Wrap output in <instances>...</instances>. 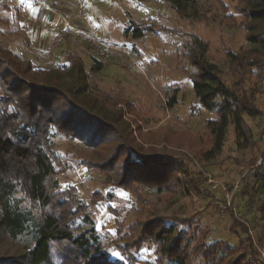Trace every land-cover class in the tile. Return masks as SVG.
Listing matches in <instances>:
<instances>
[{"label": "rangeland", "instance_id": "374dc122", "mask_svg": "<svg viewBox=\"0 0 264 264\" xmlns=\"http://www.w3.org/2000/svg\"><path fill=\"white\" fill-rule=\"evenodd\" d=\"M198 2L196 16L186 18L167 0H0V46L35 66L58 69L63 86L73 84L74 76L61 65L78 58L89 72L87 92L108 115L123 120L114 134L96 139L52 133L57 199L78 197L97 223L107 254L127 264H176L177 256L185 264H243L237 259L250 245L241 239L244 231L255 264H264V42L247 40V1ZM131 21L152 32L138 40L124 37ZM254 31L264 39V22ZM93 32L100 43L87 40ZM195 36L209 44L208 59L227 86L258 111L245 116L249 140L231 124L222 151L210 161L205 154L213 141L205 124L218 116L194 93L195 68L185 46ZM230 54L240 62L233 63ZM93 56L104 61V69L90 74ZM1 81L0 96L6 83ZM175 88L178 103L169 109ZM130 147L142 156L174 160L185 174L175 172L158 184L142 172L131 175ZM167 223L183 229L166 238L178 244L171 257L162 249L165 237L155 236ZM75 225L86 229L82 219ZM222 241L233 247H221ZM23 246L0 242V264L23 254Z\"/></svg>", "mask_w": 264, "mask_h": 264}, {"label": "trees", "instance_id": "16d2710c", "mask_svg": "<svg viewBox=\"0 0 264 264\" xmlns=\"http://www.w3.org/2000/svg\"><path fill=\"white\" fill-rule=\"evenodd\" d=\"M167 1L186 18L197 14L198 0ZM245 1L251 22L247 27V40L251 45H258L264 39L254 27L264 22V0ZM149 32H152L150 27H141L131 21L123 35H132L138 40ZM100 49L99 55L102 54ZM209 49V44L197 36L185 46V58L195 68L190 75L195 96L204 109L216 111L218 116L205 124L213 141L212 148L205 154L210 161L222 151L231 124L240 138L249 140L245 116L256 117L258 111L248 97L238 95L227 86L218 66L208 59ZM229 57L235 64L240 62L234 54ZM61 66L68 75L74 76L73 84L63 86L58 69L35 66L31 60L22 59L0 46V79L6 82L3 83L4 94L0 96V242H24L23 254L6 264H127L122 261V256L115 258L107 254L97 223L78 197L67 193L66 197L57 199L60 189L55 179L58 156L53 130L58 134L96 139L105 133L114 134L117 131L115 124L123 122L114 114L108 115V111L87 92L89 72L82 61L73 57L68 59V64ZM103 69L104 61L93 56L90 74ZM178 94L179 89H173L167 102L169 109L178 103ZM128 149L132 156L130 161L135 160L131 175L147 174L148 182L158 184L175 172H184L182 166L171 163H175L174 160L169 162L170 159L165 157L142 156L131 147ZM153 164L164 166L162 170L159 167L154 169ZM186 188L189 190L188 184ZM81 219L86 229L75 225ZM237 225L234 227L238 228ZM155 230L157 238L165 237L162 249L171 257L178 244L168 243L166 238L173 237L177 231L183 233V229L167 223ZM240 236L245 237L241 238L242 241L250 245L237 260H243V264H255L250 237L245 231ZM227 243L222 241L220 246L233 247ZM172 261L185 264L179 256Z\"/></svg>", "mask_w": 264, "mask_h": 264}, {"label": "built area", "instance_id": "2783aa9c", "mask_svg": "<svg viewBox=\"0 0 264 264\" xmlns=\"http://www.w3.org/2000/svg\"><path fill=\"white\" fill-rule=\"evenodd\" d=\"M82 4H81V6H82ZM44 8H46L48 10V7L45 6ZM83 19H84V21L87 22L88 25H90L86 17H83ZM87 40L90 41L91 43H98V42L100 43L99 36L95 32L91 33V35L89 36V38ZM107 49L110 50V47ZM111 49L116 50V51H121L126 56H131V52L129 50H119L118 48H115V47H111Z\"/></svg>", "mask_w": 264, "mask_h": 264}]
</instances>
